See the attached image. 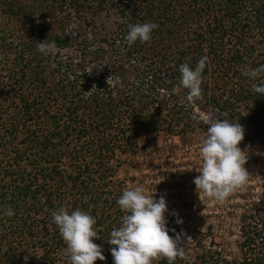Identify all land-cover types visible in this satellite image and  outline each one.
Instances as JSON below:
<instances>
[{
    "label": "trees",
    "instance_id": "1",
    "mask_svg": "<svg viewBox=\"0 0 264 264\" xmlns=\"http://www.w3.org/2000/svg\"><path fill=\"white\" fill-rule=\"evenodd\" d=\"M91 2L120 18L99 39L60 15L81 16ZM0 17V51L15 48L11 63L0 55V264H67L50 215L60 206L95 218L93 242L105 259L94 264H113L106 240L125 215L116 200L130 188L116 178L122 157L139 153L152 133L184 138L206 130L194 112L237 121L241 142L264 151V96L252 87L264 84V73L243 74L264 65V0H0ZM144 22L157 25L151 39L129 46L127 26ZM45 39L57 50L43 62L36 45ZM201 57V97L188 104L187 89L173 90L178 68H194ZM247 206L236 258L195 234L181 240L186 258L174 264H264V196ZM9 207L10 217L3 215ZM167 228L169 236L183 232Z\"/></svg>",
    "mask_w": 264,
    "mask_h": 264
},
{
    "label": "clouds",
    "instance_id": "2",
    "mask_svg": "<svg viewBox=\"0 0 264 264\" xmlns=\"http://www.w3.org/2000/svg\"><path fill=\"white\" fill-rule=\"evenodd\" d=\"M157 25L152 22L129 24L125 36L126 43L147 42L151 32ZM37 50L42 55H50L55 48L54 42L47 39L37 42ZM205 57H201L194 68L181 64L179 82L174 86L187 89L183 100L192 104L201 97V73L205 67ZM264 73V65L256 69H246L244 75L256 79ZM254 92L264 96V84H253ZM191 119L197 124L206 125V134L200 142V167L195 169L199 175L193 179L195 191L199 198L202 193L212 200L223 202L231 193L247 183L249 173L244 165L248 158L247 147L242 150L239 144L244 139L245 129L237 121L230 123L218 116L194 112ZM120 210L125 213L121 217L120 226L111 230L106 242L113 246L110 253L113 264H151L153 259L165 258L168 264H174L177 257L186 258L181 251L182 233L169 236L165 212L168 211L164 196L155 198L147 196L140 186L125 188L116 200ZM11 207L3 213L12 216ZM176 224L183 221L173 212ZM52 223L58 228L59 235L66 247L64 255L67 264H94L104 261L103 250L93 242L98 238L93 229L96 220L93 216L80 209L69 212L60 206L50 212Z\"/></svg>",
    "mask_w": 264,
    "mask_h": 264
},
{
    "label": "rangeland",
    "instance_id": "3",
    "mask_svg": "<svg viewBox=\"0 0 264 264\" xmlns=\"http://www.w3.org/2000/svg\"><path fill=\"white\" fill-rule=\"evenodd\" d=\"M21 1L32 3L33 0ZM89 5L92 6L93 3L91 2ZM89 5L81 11V16H77V14L67 16L62 13L60 15L70 19V27L74 25L76 30L81 25V29H79L82 35L89 39L91 37L99 39L101 35H106L116 29L120 18L113 8H109L107 4L105 9L99 11L96 6L88 8ZM65 11L69 14L68 9ZM45 19L47 17H44ZM69 30L71 31V28ZM15 34L17 36V33ZM7 37L11 38L13 34L8 33ZM81 40L83 39L79 38V42ZM13 46V44L9 45L6 50L0 51L5 63H11L15 56ZM76 49L79 47L67 49L62 55L68 56ZM56 50L55 47L53 53ZM53 53L47 56L40 55L39 59L44 62L48 56H52L53 60ZM51 68H53V63L47 69L46 74L51 71ZM0 75L4 76L5 71L1 70ZM90 81L94 82L95 80L92 78ZM24 85L29 86L30 83L26 82ZM205 134L206 130L198 128L184 138L180 135H169L163 132L145 136L142 138L144 144H142L139 153L122 157V166L118 169L116 178L125 181L130 188L142 187L147 196L154 195L155 198L164 196L168 209L164 214L167 220L166 226L183 231L181 232L182 243L189 241L188 239L192 235L198 234V238H203V244L210 248L213 243L223 246L224 255L228 258H236L239 253L237 248V241L240 239L239 216L248 208L247 205L252 199L264 196V167L262 166L264 151L261 153L256 148L258 146H254L253 143L241 142L239 147L242 150L247 147L245 155H248V158L244 165L249 173L247 183L231 193L223 202L212 200L202 193L199 198L193 179L199 175L195 169L200 167L199 147ZM173 212L182 219L181 224L175 223L177 216H174ZM228 243L232 246L231 249L228 248ZM232 251L234 254L231 253Z\"/></svg>",
    "mask_w": 264,
    "mask_h": 264
}]
</instances>
